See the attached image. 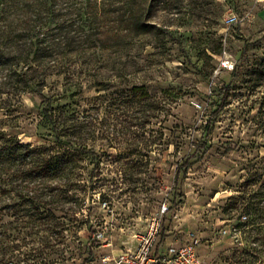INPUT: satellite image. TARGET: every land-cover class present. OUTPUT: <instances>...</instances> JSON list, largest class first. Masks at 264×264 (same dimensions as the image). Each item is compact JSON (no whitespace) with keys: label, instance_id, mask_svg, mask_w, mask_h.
Here are the masks:
<instances>
[{"label":"rangeland","instance_id":"obj_1","mask_svg":"<svg viewBox=\"0 0 264 264\" xmlns=\"http://www.w3.org/2000/svg\"><path fill=\"white\" fill-rule=\"evenodd\" d=\"M51 5H0V132L28 145L2 173L8 264H104L164 204L161 245L194 232L204 264H264V0ZM224 53L235 67L216 76ZM51 115L72 147L55 140ZM52 156L63 161L51 168ZM17 186L33 201L15 200Z\"/></svg>","mask_w":264,"mask_h":264},{"label":"built area","instance_id":"obj_2","mask_svg":"<svg viewBox=\"0 0 264 264\" xmlns=\"http://www.w3.org/2000/svg\"><path fill=\"white\" fill-rule=\"evenodd\" d=\"M235 67L231 58L224 53L219 58V65L215 69L217 76L222 71H231ZM108 209L109 204L104 201L101 205ZM169 211L164 204L160 216H153L147 222L146 227L137 232L133 237V245L121 251L112 259L103 257L104 264H204L200 257L201 240L194 232H187L181 242L176 238L168 245H161V233L163 229V217ZM247 219V216H243ZM108 226L103 229H96L93 238L97 242L107 241ZM227 234L226 230H223ZM167 246V247H166ZM91 264V263H89Z\"/></svg>","mask_w":264,"mask_h":264},{"label":"trees","instance_id":"obj_3","mask_svg":"<svg viewBox=\"0 0 264 264\" xmlns=\"http://www.w3.org/2000/svg\"><path fill=\"white\" fill-rule=\"evenodd\" d=\"M6 1L7 0H0V5L4 4ZM52 2H53V0H37L38 9L41 12H47L50 14L53 10L52 5H51ZM81 9L82 8L80 7L79 11H81ZM0 10H1V8H0ZM57 23L58 22H56V20L49 19L47 21V23L43 24L42 26L44 27V30H49L52 27L56 26ZM36 39H39V38H36ZM39 43L40 42H37L35 44V42H34V44H33L34 48H32V50L28 54L29 60L27 59V62L24 61L25 63L30 64L36 58V56H37L36 54H37L38 50H40V45H37ZM3 54L4 53H3L2 47L0 45V59H1V57H3ZM24 62L19 61L18 65L20 66V64L24 63ZM23 71L24 72H21L20 74L25 76L27 72L25 70H23ZM22 83L25 85L26 89H31V90L36 91V89L38 88L37 84L30 82V81H25V83L24 82H22ZM139 96L143 99L145 96L144 92H141V94H139ZM66 105L67 104H64V105L58 106L57 108H54L51 106V104H49L47 106L48 108H45L44 111H50L51 114L53 115L54 112H57L59 110L58 111L59 114H61L63 117H66L68 120H71V118L74 116V113L69 114V112H68L69 109L67 111L65 110L67 107ZM52 115H51V118L49 120H50V124L54 126L53 130L56 132L55 140L57 142L63 144V145L72 147L74 142L72 140V134H69L70 128H68L66 125H60L59 121L54 119ZM6 135L3 131L0 132V171H1V173H0V187L2 190L5 191V193L7 192L6 189L8 186L6 184L7 182L4 180V175L2 173H4L9 168V166H11V164H14L15 162L20 161V159L22 158V154H23L22 149L28 147V145H23V144L19 143L18 141H16L14 138L7 137ZM37 149L38 148H34L32 153L33 154L37 153L36 152ZM52 158L53 159L51 161L52 162L51 168L57 167V165L61 164V162L63 161L62 156H52ZM186 166H188V164H186ZM12 190L16 191L15 200L20 202V201H26L28 199H32V201H33L32 197H28V196L22 194L18 190V186L14 187ZM255 197L259 198V194L254 195V198ZM236 204H238V201L236 202ZM249 205H250V208H251L250 211L252 212V214L256 215L257 213H259V214L261 213V211H262V210H260L261 208L256 206L255 202H250ZM14 223L15 224H14V227L12 230L19 232L22 222L20 220H16ZM90 229H93V228L91 227ZM6 253L7 252H4V251H2V253H0V264H8V262L6 261L7 260L6 259V256H7Z\"/></svg>","mask_w":264,"mask_h":264}]
</instances>
